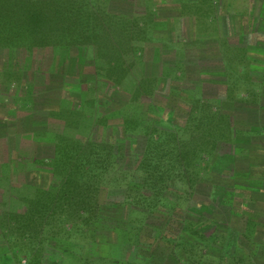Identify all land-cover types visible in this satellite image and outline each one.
Returning <instances> with one entry per match:
<instances>
[{
	"label": "rangeland",
	"instance_id": "374dc122",
	"mask_svg": "<svg viewBox=\"0 0 264 264\" xmlns=\"http://www.w3.org/2000/svg\"><path fill=\"white\" fill-rule=\"evenodd\" d=\"M202 1L207 5L213 4L214 1L217 2L218 0ZM224 1V7H228V4H230L240 8V10H243V6L248 3L256 4V7L251 6V11L246 12L252 14L250 18L247 17V20H251L246 22L251 27L258 19L260 20V17H258L260 14L264 15V0ZM50 2L51 0H45L46 12L51 9ZM260 3H262L263 7L259 8ZM81 4H78L77 7H80ZM132 4V0H93L92 7L97 11V13L93 12L95 14L94 19L98 20V18H101L102 21H105L102 31L106 30L105 34H108L107 40L110 42L109 44L107 42L104 44L107 45L104 50L115 49L117 40L115 39L117 36L116 27L117 23H119L117 18H127L131 13H142L141 9L136 10V5L135 10H132ZM109 7L111 10H109ZM99 9L102 11L100 12ZM159 9L158 13L161 16L160 19L164 22L163 26H167L166 28L171 31V39H185L186 26L188 24H186L185 19L180 21L169 19V16L178 13L177 9L168 6H161ZM254 10H256L257 14L254 13ZM231 12L234 13L232 9ZM254 15H258V18H253ZM222 21L220 22L221 28L225 33H229L231 42V44L225 42L226 53L234 59H231L230 73L237 72L236 63L239 62L245 68L244 73H247V79L250 78L249 80H251V89L263 90L264 60H258L259 58L251 59L247 57L249 55L247 52L251 50L264 55V33L244 34L241 32L242 26L240 30L235 31L234 25L232 29L231 26L229 27V23L224 25V21ZM187 27L191 31L192 25ZM90 30V27L87 28V32L81 35V38L88 43V46L79 49L77 47L62 46V44L58 47L55 46L53 49L50 46L51 43L46 47L34 49L33 47H28L26 42V44L22 43L20 45L18 43V46L15 47H0V134L6 133L5 130L7 128H12V124L9 125L7 123L9 119L5 121L7 119L5 110L16 104L17 100L22 99L20 96L22 94V84L26 82L30 87L28 90L31 91L37 89L36 84L30 81L33 78V74L37 75L35 77L38 83L48 85L44 88L46 90L39 89L37 91L40 94L38 100L51 102L52 106L57 105L61 97H68L70 100L80 99V95H77L75 91L73 93L71 91L77 85H80V81H85L84 85L85 87L87 86L88 90L86 94L84 93V97H86L87 102H103L100 108L97 105H88L86 108L87 115L91 118H95L97 114H103L104 122L102 128L99 129L98 127L97 129L96 126L92 125L86 128L88 124L84 123L82 126L83 130L80 129L81 131L78 132L74 126V132L63 130L60 135H64V138H68L71 142L77 141L83 144L94 142L92 148L100 149L103 146V148L105 147L111 152L108 167L101 177L102 186H100L99 181V186L95 189L99 195L98 199L103 202L101 210L106 217L103 216L102 220L89 230L82 229V226H79L73 231H69L67 227H61L59 224H52L50 219L47 222L45 220L43 232L40 228L38 234L31 237L32 239H25L23 243L21 240V248L23 247V250L26 249L27 252H22L21 248L17 250V247L13 249L12 243L14 241L17 243V241L14 240L13 236L5 232V228L14 230L17 233L15 231L16 226L24 223L23 220L18 219L20 216L18 214L30 205L29 202L34 200L37 193L35 189L25 188L24 181L28 180L45 189H49L48 185L50 184V176L40 172L39 168L41 169V167L38 163L26 165L28 166V173H22L19 166H17V169L16 166H13V173L8 172L6 181L0 182V264H15L16 261V264L19 261H21V264H151L152 259H155L156 263L159 264H178V262L179 264H187L184 261L187 256L186 249L189 261H191L190 264H203L205 261L210 260L200 254L204 247L195 246V243L188 240L183 241L182 236L184 233L179 234V227L175 222H170L172 218L151 215L153 212L164 214V216L187 215L190 203L195 202L198 198L206 201L211 205L210 208L212 207L211 209H213L211 211L213 213L212 216L200 219L203 227L207 223L219 222L217 232L220 233V237L218 240L224 250L220 252L219 248L215 246H210L208 247L209 249L206 248L207 252L210 251L220 256L216 259H211L212 264H264V227L260 229L261 231H257L255 224L258 223L257 225L264 226V218L255 217L253 214L244 211L249 209V207L253 210L254 207L259 206L264 210V204L259 202L255 204L243 194V190L246 188L253 199L264 200V181L248 174L244 175L249 177L243 175V170L247 166L249 158L248 155L244 157V151L242 150L245 142H238L235 144L236 146L233 143L230 144L229 142L231 141H227L228 144L222 145L221 143L219 145H222V150L219 155L215 156L214 153L218 143L212 145V141L208 139L206 144H201V140H198L196 136L193 138L195 130L191 127L192 125L186 123L190 110L189 99L181 98L179 92L173 91L171 88H166V90L159 88L151 93L153 83H142L145 75H155L157 69L155 65L148 66L149 59L146 58V54L144 56L148 62H144V67L138 66L136 61L131 60V58L125 61L117 60L112 64L111 66L114 69L116 67L122 68V65L127 67L126 71L122 68L125 71L123 81H116L113 78V74L107 75L104 72L103 69H107L108 60L98 58L100 54H96L97 48L93 45L96 32L98 34L101 32L94 31L95 33H93ZM77 34L74 38L77 37ZM58 38L65 39L63 37ZM186 43L185 41L184 44ZM186 46H189V50L187 49L189 59L197 64L188 68V76L192 79L199 78L201 70L198 64L204 65V72L209 74V76L205 75V78L208 76L205 81L206 90L214 96L223 97L225 95L224 85L212 84L211 81L212 76L215 79H220V76L224 77V74H226L225 71L219 70L220 62L213 60L219 55L217 45L208 42L195 44L192 41L188 42ZM229 46H234L236 49H232ZM152 52L151 55L154 56L156 52ZM147 57H149L148 53ZM123 62L126 64H123ZM51 69L53 70L51 71ZM40 72L49 74L42 75ZM244 77L246 79V76ZM111 80L116 81L117 84H113V82H110ZM13 85L15 87H12ZM142 85H145V89L138 94L139 98L142 94L138 110L141 116L149 120L151 127H154V130L149 129V132L155 134L157 133L155 130H159V133L160 129H162L164 144L169 149L173 147L171 138L180 136L185 141H189L191 136V140L188 142L189 152H191V156H188V162L191 165L192 173H190L188 178L192 177V179H184L178 176L179 173L177 171L173 170L168 172V174L163 172L165 174L164 178L156 179L158 182L154 180L156 184L152 182L157 189H153L152 184V186H149L141 183L144 173L139 171L137 166L134 167L137 159L132 157L131 152H142L146 140L142 138V133H140L141 136L138 137L136 135L138 137L136 144L130 147L129 139L133 138V134L127 139L123 138L124 128L122 124L125 119L130 121L133 111L137 109L136 106L132 107L131 104L124 107V104L133 101L132 93L136 88H142ZM62 87L66 89L64 90ZM147 88H150V90ZM49 89L54 91L47 96L43 95V92L45 93ZM76 91L79 90L76 89ZM4 95H6V98L3 97ZM249 109L251 111L246 109L243 112L246 116L249 115V112H252V115L256 114L262 117L264 113L262 111L260 115V112L257 113L254 108L249 107ZM243 113L237 114H240L239 117L242 120L244 118ZM172 114L176 115L178 124L181 126L180 129L170 127L169 124L162 121V119L167 120ZM36 116L37 118L35 119L34 112L17 114V122L14 126L18 130L17 133L26 136L34 130H43L47 125L46 117H44L46 114L37 112ZM123 116L126 118L123 119ZM30 117L31 119L29 120ZM157 121L162 123H155ZM244 124L247 123L245 122ZM228 135L231 138L232 134L228 133ZM120 139L121 141L117 142ZM52 140L46 141L48 143H35L30 140L20 141L18 143L20 145L18 153H9L7 157L22 154L29 161L40 157H50L53 151L49 142ZM10 141V138L5 140L6 144H10ZM11 142L14 143L13 140ZM157 143L160 145L159 142ZM212 148L214 153L210 151ZM99 153L102 154L100 151ZM256 153H262V151ZM103 156L100 166L106 158V152ZM236 156L240 158H236ZM208 157L214 163L219 159L224 160L225 158L232 161L236 160L238 171L234 170L228 173V170L224 167L226 166V161L223 162V167L220 166L218 169L213 166V170L211 169L212 171L210 170L207 176L202 175V173L199 174L201 166L208 168L211 165V161H207ZM113 160L117 162L115 167L110 166V161L113 162ZM133 168L136 169L134 170ZM96 172H98V169L93 167L90 175L97 176ZM202 178H206V181L209 182L208 186L200 188L198 191H194L196 187L192 190L191 186ZM246 190H244L245 193ZM237 200L243 201L239 202ZM200 209H203V207H200ZM9 211L17 215L12 218H6L4 221L3 214ZM189 214L191 218L196 220L199 215L192 212ZM120 215L124 216L123 219L125 221L118 220ZM188 225L193 226L190 223ZM21 232L24 233L25 230ZM242 232L250 239L255 236L256 241H258L256 244L251 243L249 251L244 249L245 254H239L243 250L242 247H238ZM186 233L193 234L194 232L189 227V231H186ZM16 239L20 240L19 236ZM199 240L203 241L200 238ZM7 244H10L11 249L7 247ZM184 248L185 250L183 251ZM151 250L154 251L152 259H147L145 262L139 257L140 254L144 253L145 255H150L149 252ZM10 251L15 254L14 258L3 259V254L6 252L10 253ZM234 255L235 257L232 259ZM238 258L240 260H237Z\"/></svg>",
	"mask_w": 264,
	"mask_h": 264
},
{
	"label": "trees",
	"instance_id": "16d2710c",
	"mask_svg": "<svg viewBox=\"0 0 264 264\" xmlns=\"http://www.w3.org/2000/svg\"><path fill=\"white\" fill-rule=\"evenodd\" d=\"M220 1L223 2V0ZM80 3H82L81 6L77 7ZM92 3L93 0H51V9L49 12H46L45 0H0V47H15L18 46V43L19 45L27 43L26 45H28V47L40 49L51 43L50 46L53 47V49L55 46H61L60 44L66 47H77L79 49L88 46V43L81 38V35L82 33H86V29L90 27V31L93 33H95L94 31L101 32L100 34L96 32L93 42V45H95L100 52L103 47L107 46L104 44L106 42L108 43V34H105L106 30L102 31V26L105 21H102L101 18H98V20L94 19L95 14L93 12L97 13V11L92 7ZM260 4L259 8L263 6L262 3ZM247 5L256 7V4L252 5L251 3H248ZM99 11L101 12L102 10L99 9ZM254 13L257 14L256 10H254ZM108 14L110 13L108 12ZM254 16L256 17L257 15ZM204 17L206 18V16ZM207 21L208 20L200 22L206 24ZM258 24V22L255 23L254 30L259 29L260 25ZM76 34L77 37L74 38ZM58 37H63L65 39H59ZM207 93L212 95L208 91ZM223 97L218 96L214 98L222 100ZM249 107L252 109L254 108L257 113L260 112L261 115L262 111H264V98L260 105H254L247 102L243 105H237L230 108L223 107L220 109V112L209 111L208 122L206 124V127L209 130L208 139L212 141V145L215 143H222V145L228 144L229 141H231L229 142L230 144L233 143L234 145L238 142H245V146L242 150L244 151V157L248 155L249 158L247 160L248 164L243 170V175L248 174L264 181V113L262 114V117H259L256 114H253V116L252 112H249V115L246 116L243 112H245L246 109L251 111ZM238 113H243V120L239 117L240 114L237 115ZM123 117V119L126 118L125 116ZM171 117L174 118L175 123L178 125L179 122L176 115L172 114ZM34 118H37L36 113ZM30 119L31 117L29 120ZM245 122L247 124H244ZM155 123L159 124L162 122L157 121ZM122 125L124 128L123 138L127 139L133 134V138L129 139L131 144L130 147L136 144L137 138L141 135L142 138L146 140L142 152H131L132 157L137 159L134 167L137 166L139 171L144 173V176L141 179L142 184L152 186L153 183H155L154 180L158 182L156 179L160 180L161 178H164L165 174H168V172H172L173 170L177 171L179 173L178 176L183 177L184 179H192V177L188 178L190 173H192L191 165L188 162V156H191L188 142L191 139L185 141L183 138H178L179 136H177V138H171L173 140V144H171L173 147L169 149L168 147L166 148V145L164 144V136L161 133L162 129H160L161 131L159 133V130H155L157 132L155 134L149 132V129L154 130V127H151L149 120H146L143 116L140 115L139 118L135 117L130 121L125 119ZM163 131L165 132V130ZM140 133L142 134L140 135ZM228 133L232 134L231 138ZM120 141L121 139L117 142ZM157 142H159L160 145ZM200 142L201 144L203 143L202 140ZM63 143V152L61 153V156L55 158L52 165L54 173L53 188H31L37 191L36 196L34 197V200L29 202L30 205L25 209V212H23L21 216L18 215V219L23 220L24 223L16 226L15 231H17V233L13 230L12 234H9L17 241V243H15V241L12 243L13 249H16L17 247L18 250L20 248L21 240L32 239L31 237L38 234L40 228L43 232L45 220L47 222L50 219L52 224H59L61 227H67V230L73 231L79 226H82V229L89 230L99 223L103 216L106 217L105 213L102 214L103 211L101 210L103 202L98 199L99 195L95 189L99 186V181L100 186H102L101 177L108 167L111 152H109L107 148H103V146V149L92 148L94 142L83 144L77 141L72 143L63 141ZM99 151L102 152V154L99 153ZM210 151H213L214 153L213 148ZM258 151H262V153H256ZM105 152L106 158L100 166ZM219 154L220 153H214L215 156ZM236 158L240 157L236 156ZM209 160L211 161L210 163L212 166L210 165L208 168L201 166L199 174L202 173V175L207 176V173L211 169L213 170V166H216L218 169L220 166L223 167L222 164L226 161V166L224 167L228 170V173L238 169L236 160L232 161L225 158L224 160L219 159L214 163L213 160L208 157L207 161ZM110 163V166L112 167L117 166L115 160H113V162L110 161ZM93 167L98 169V172H96L97 176L90 175V172L93 171ZM133 169L135 170L136 168ZM163 172H165V174ZM248 175L244 176L249 177ZM208 183L209 182L206 181V178H202L197 183H194V185L192 184L193 186L191 187L192 190L196 187L194 191H198L200 188L208 186ZM154 188L157 189V187L153 185V189ZM244 190H246V188H244ZM244 190L243 194L246 198L248 197L251 202L255 204L258 202L264 204V200L258 199L257 197V199H253V197L250 196L251 194L247 190L245 193ZM237 201L242 202L243 200ZM190 204L187 215L179 214L174 216H164V214L157 212H153L151 215L172 218L170 222L176 223L179 227V234L182 232L184 233L182 236L183 241L188 240L195 243V246H199L200 248L204 247V249L200 251V254L202 257H207L210 260L205 261L203 264H212L211 259H216L220 256L219 254H214L210 251L207 252L206 248L215 246L219 248L220 252L224 250V247L219 244L218 240L220 237V233L217 232L219 222H204L207 223V225L203 227V223H201L202 221H200V219L203 217L208 218L213 215V213H211L213 210L211 209L212 207L210 208L211 205L201 198L196 199L195 202L193 201ZM200 207H203V209H200ZM126 210L128 209L126 208ZM200 210L203 211L200 212ZM244 211L253 214L255 217L264 218V210L261 206L254 207L253 210L249 207V209H245ZM191 212L199 214L197 220L191 218L189 214ZM123 218L124 216L120 215L118 220L125 221ZM189 223L193 226H189ZM255 224L257 231H261L260 229L264 227L260 224L257 225L258 223ZM189 227L192 228V231L194 232L193 234L186 233V231H189ZM20 229L21 231L25 230V232H21ZM234 229L236 228L234 227ZM18 236L20 240L16 239ZM198 237L203 241L201 242ZM255 238L256 237L254 236L251 240L244 232H242L241 237L239 238L240 244L238 247H242L243 252L239 254H245V250L249 251L251 243L256 244V242H258ZM184 250L185 248L183 251ZM21 251L24 253L27 252L26 249H22ZM185 251L187 256L184 261L187 262V264H190L191 261H189L187 249ZM149 254L150 255H145V253L140 254L139 257L146 262L147 259H152L154 251L151 250ZM234 257L235 255L232 259H234ZM237 260L240 259L238 258ZM151 264L159 263H156V260L152 259Z\"/></svg>",
	"mask_w": 264,
	"mask_h": 264
},
{
	"label": "crops",
	"instance_id": "0c3cea01",
	"mask_svg": "<svg viewBox=\"0 0 264 264\" xmlns=\"http://www.w3.org/2000/svg\"><path fill=\"white\" fill-rule=\"evenodd\" d=\"M132 10L135 8L136 10H142V13H131V15H128L127 18H117L119 19V23H117V36L115 39V49L114 50H104V47L100 50H97L96 54L98 58H104V60H108V66L107 69L104 68V72L107 75L113 74V78L123 81V76L125 74V71L127 70V67H124L122 65V68L125 70L123 71L122 68L116 67L115 69L112 64H114L117 60H123L125 61L128 58L131 60L133 59L136 61L137 65L140 67H144V62H148V66L155 65L157 66L156 73L145 75L142 79V83H153L151 88V93L153 91H157L159 88L162 90H166V88H171V90L179 92L181 98H187L189 99L188 103L190 105V110L187 117V122L190 123L195 130V135L198 140H202V144H206V140L209 138V130L206 127V124L208 122V112L214 111V112H220V109L223 107H234L240 104H245L247 102L252 103L254 105H260L263 102L264 98V88L262 89H256L252 90L250 83V78L247 79V73H244L245 68L243 65L239 64L237 62L236 71L235 73H230V66L232 65L233 57L228 56L226 53V45L225 42H228L231 44L229 40V33H225L220 25V22L223 20L224 25L229 23V27L234 30L238 31L240 30L242 26V31L244 34L246 33H264V15L258 16L260 17V20L258 19V25L259 29H255V24L251 27L246 22L251 20L250 18L252 15L251 13H246L251 11V6L244 5L243 10H240V8H236L234 5L231 6L228 4V7L225 6L224 2H219V0L216 2L214 1L213 4H205L202 0H196V1H190V0H132ZM137 1V2H135ZM174 7V9H177L178 13L169 16V19L172 21L177 20H183L185 19V22L187 26L192 25V29L190 31V28L186 26V35L185 39H176L173 40L171 31H169L165 26H163L164 22L161 20V16L159 15V8L160 7ZM263 7V6H262ZM231 9L234 13L231 12ZM109 10L111 8L109 7ZM135 10V9H134ZM237 14H236V13ZM206 16V18L204 17ZM256 16V17H257ZM262 16V17H261ZM257 17V18H258ZM255 18V16H253ZM206 24L201 23L200 21L204 22L206 21ZM222 21V22H223ZM246 23V24H245ZM166 25V24H165ZM247 25V26H246ZM231 29V30H232ZM228 31V30H227ZM252 31V32H250ZM108 41V40H107ZM185 41L188 42H194L202 43V42H208L211 44H216L217 48L219 50L218 57L213 58V60L219 61V70L225 71L226 74L223 76H220V79H215L212 76V84H222L225 87V95L222 100L216 99L214 95L207 94V90L205 87V81L208 79L209 74L204 72V65L198 64L199 69L201 70L200 77L197 79H192L188 76V68H190L193 65H197L195 61H191L188 57L187 51L189 50L186 46ZM110 42L108 41V44ZM235 45V44H234ZM232 49H236L234 46H229ZM188 49V50H187ZM152 51H155L156 54L154 56L151 55L153 53ZM54 53V51H53ZM147 53L148 56L147 57ZM249 55L247 57L249 58H259L258 60H264V55L260 53H255L254 51L247 52ZM146 58L149 59L148 61L145 60ZM192 58V57H191ZM224 58V59H223ZM234 60V59H233ZM125 62H123L124 64ZM126 64V63H125ZM53 69H51L52 71ZM114 70V71H113ZM52 76L54 74L50 72ZM40 74L45 75L49 73H43L40 72ZM208 75L207 78H205V75ZM37 75L33 74V78L30 80L36 84L37 89L28 90L29 85L24 82L22 84V91H21V97L22 99L17 100L16 104H14L11 108L9 107L6 111V120H8V124H12V128H7L5 130L6 133L0 134V182L6 181L7 176L6 174L13 173V166H19L21 168V172H27L28 166L38 163L41 167L39 170L40 172L44 174H48L50 176V184L48 187L53 188L54 185V173H53V162L57 156H61V153L63 152V141H66L68 143H72L68 138H64V135H60L63 133V130H68L67 132H74L73 127H76V130L79 132L82 129V126L84 123H87L88 126H96L97 129L102 128V124L104 122V116L103 114H97L95 118H91L87 115L86 108L88 105L93 106L97 105L100 108L103 104L101 101H89L87 102L86 97H84V93H87V86L85 87L84 82L80 81V85L74 89H72V93L75 91L77 95H80L82 98L76 100H70L68 97H61V99L58 101L57 105L52 106L48 101L42 102L38 100V97L40 94L37 92L39 89L46 90V84H40L36 81ZM246 76V79L245 77ZM154 77V78H153ZM153 78V79H152ZM210 78V77H209ZM152 80H154L152 82ZM116 81H110L113 82V84H117ZM175 81V82H173ZM141 88H136L133 94V101L131 103H125L124 107L130 106H136L137 109L133 111L131 119L137 117H140V113L138 110V107L140 105L141 96L139 98L138 94L140 91H144V86ZM12 87H15L13 85ZM66 87V86H65ZM63 88L64 90L66 88ZM48 88V87H47ZM79 90V91H76ZM148 89V88H147ZM150 90V88L148 89ZM46 91L43 92V95H49L53 92ZM206 91V92H205ZM36 92V93H35ZM42 95V94H41ZM145 95V94H144ZM143 95V96H144ZM6 98V95L3 96ZM213 97V98H212ZM135 99V102H134ZM186 99V100H187ZM44 107V109H43ZM97 109V107H95ZM123 109V108H122ZM34 112L37 114V112H44L46 114V123L47 125L43 130L38 129L31 132L29 135H21L14 128L16 125L17 114L20 113H31ZM162 121L166 124H169L170 127H175L177 129H180L181 126L175 123L174 118L169 116V118ZM12 122V123H10ZM205 129H204V128ZM57 128V129H56ZM18 129V128H17ZM83 130V129H82ZM43 131V132H42ZM179 131V130H178ZM7 138H10L11 141L13 140L14 143L10 141V144H6L5 140ZM178 138H181L180 136ZM52 147V155L51 157L47 158H36L31 161L26 159L25 157L20 155L10 156L7 157V154H13L18 153L19 144L20 141H26L30 140L35 143H48L46 141H49ZM191 139V136L190 138ZM205 141H204V140ZM218 143L216 145V152L220 153L222 150V145H219ZM218 148V149H217ZM20 153V152H19ZM4 156V157H3ZM28 173V172H27ZM2 178V179H1ZM3 183V182H2ZM24 187L25 188H38L37 184L30 182L28 180L24 181ZM22 201V200H21ZM25 201V200H23ZM3 203V201H2ZM20 203V202H19ZM24 211L20 212L18 215L21 216ZM4 220L6 218H12L14 215H17L13 212L4 213ZM5 232L8 234H12L11 229L5 228ZM23 243V241H22ZM7 247L11 249L10 244H7ZM21 248V244H20ZM19 248V249H20ZM23 247L20 249L22 250ZM14 253L10 251V253L6 252L3 254V259H13ZM13 257V258H12ZM6 261V260H4ZM10 261V260H7ZM25 261V260H23ZM17 262V261H16ZM15 262V264H16ZM18 264H21V261H19Z\"/></svg>",
	"mask_w": 264,
	"mask_h": 264
}]
</instances>
